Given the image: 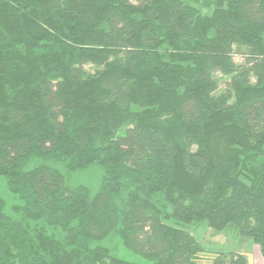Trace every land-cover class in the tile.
Here are the masks:
<instances>
[{"label": "trees", "instance_id": "1", "mask_svg": "<svg viewBox=\"0 0 264 264\" xmlns=\"http://www.w3.org/2000/svg\"><path fill=\"white\" fill-rule=\"evenodd\" d=\"M202 227L264 256V0H0V264H248Z\"/></svg>", "mask_w": 264, "mask_h": 264}, {"label": "rangeland", "instance_id": "2", "mask_svg": "<svg viewBox=\"0 0 264 264\" xmlns=\"http://www.w3.org/2000/svg\"><path fill=\"white\" fill-rule=\"evenodd\" d=\"M236 63H241L242 59L234 57ZM219 77V75H218ZM224 80L219 81V88L223 89ZM192 234L200 241L204 248L213 252H241L248 259V264H264V256L256 244L250 239H243L233 230L215 232L208 227H202L193 231Z\"/></svg>", "mask_w": 264, "mask_h": 264}]
</instances>
